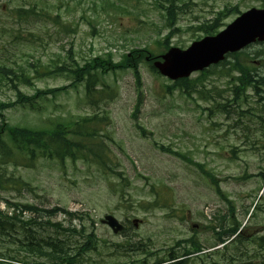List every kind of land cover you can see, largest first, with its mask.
<instances>
[{
	"label": "rangeland",
	"instance_id": "obj_1",
	"mask_svg": "<svg viewBox=\"0 0 264 264\" xmlns=\"http://www.w3.org/2000/svg\"><path fill=\"white\" fill-rule=\"evenodd\" d=\"M167 5V0H0V66L10 70L0 72V102L13 105L0 110L4 120L14 126L50 128L58 120L92 114V104H98L107 117L101 133L123 177L103 174L80 159L61 163L37 157L29 163L2 165L7 179L0 186V210L11 214L13 208L5 205L9 201L18 207L57 206L74 213L60 212L50 223L44 217L17 224L31 233L58 235L70 246L84 242L92 231L96 245L79 264H139L142 258L151 264L166 259L171 248L181 254L190 248V240L203 249L188 256L192 264H256L262 251L257 242L228 244L224 251L219 244L214 248V232L234 223L247 239L264 235V98L258 100L250 90L245 99L232 101L228 78L209 72L192 73L189 78L196 90L185 93L142 59V102L134 120L137 85L132 69L107 73L105 82L114 96L103 94L94 101L85 97L83 86H71L65 71V64L72 62L69 49L79 64L108 53L117 62L135 49L147 48L153 57L169 47L185 49L204 36L200 26L219 13L224 16L219 27L223 29L248 8H262L264 0H174L172 27L166 23ZM14 7L26 10L21 11L24 17L14 16ZM56 15L53 23L49 18ZM242 51L264 54V43L254 42ZM255 61L250 64L258 67ZM226 67L217 68L222 72ZM14 86L27 96L42 92L33 109L17 103ZM63 86L52 95L45 92ZM216 102L227 106L217 107ZM195 163L214 174L224 198ZM255 202L259 208L248 218ZM18 211L25 222L34 216ZM107 213L125 225L123 233H113L101 222ZM52 223L69 230L63 232ZM18 236L23 238L22 230ZM12 247L17 253L23 248ZM230 254L233 262L227 260ZM20 256L34 260L23 250Z\"/></svg>",
	"mask_w": 264,
	"mask_h": 264
},
{
	"label": "trees",
	"instance_id": "obj_2",
	"mask_svg": "<svg viewBox=\"0 0 264 264\" xmlns=\"http://www.w3.org/2000/svg\"><path fill=\"white\" fill-rule=\"evenodd\" d=\"M168 5L164 8L166 11V23L168 27H172L175 24V9L174 0H167ZM159 7H164L158 3ZM14 16L18 18L24 17L21 11H26L23 8H15ZM235 10L236 7L231 8ZM33 11V9H29ZM41 14L43 13L42 10ZM35 12L34 15H36ZM223 13H219L210 22L200 26V29L204 34H214L219 30L221 25V19ZM58 15L53 18H49L53 23H57ZM176 31L172 29L165 37V43L168 38ZM264 53V52H263ZM67 58L70 57L72 61L67 66L65 64V71L69 72L71 78V86L79 87L83 86L84 95L86 98L94 101L99 96L105 94L108 98L114 96V90H112L105 82V76L109 72L115 73L118 69H132L134 77L136 79V100L135 107L132 112V118L137 120L140 105H141V90H140V74L138 70V63L144 59L148 62L149 68L152 71L155 69L152 66L153 54L147 49H135L131 50V54H123L121 59L114 62L110 53L104 55H96L85 60L82 64L76 62L73 57V51L69 49L67 52ZM247 54V55H246ZM240 56L247 57L245 60L240 59ZM146 57H148L146 59ZM258 59L255 61V59ZM260 57V58H259ZM230 58V59H228ZM258 62V67L252 66L251 62ZM67 63V61L65 62ZM228 65L222 72L217 68L218 66ZM10 71L0 66V72ZM206 72L209 74H219L220 76L228 78L227 83L229 85L230 95H232V101L245 99L248 95V91H252L258 100L264 98V54L258 56L255 52L252 56L244 51H240L234 54H228L224 61L218 65L211 66L200 72V76H204ZM172 86L185 93L190 90H196V85L192 84L190 78H181L173 81ZM66 87H55L45 91L48 94H54L59 90H64ZM16 101L17 103H25L31 109L34 108L35 99L42 93L36 91L32 95H25L21 90L14 86ZM199 90L200 97L205 98L201 89ZM263 93V94H262ZM217 107H226L227 104H221L216 102ZM13 106L10 103H1L0 110L6 107ZM94 112L92 114L86 113L81 116L70 117L63 120L56 121L50 128H33V127H20L9 125L4 119V115L0 114V168L2 165L13 164L19 165L22 163H29L34 161L37 157H45L48 159H55L64 163L66 159H80L84 163L94 165L100 169L103 174L108 172L117 175L121 178L122 174L120 170L115 169L114 166L118 163L116 156L110 155L111 148L107 145V140L101 133V127L106 123V115L99 111L98 104H92ZM104 109V108H102ZM137 124V123H136ZM138 126V124H137ZM112 140V139H108ZM180 155L179 153H176ZM190 163V161H189ZM197 170L206 177L215 192L224 198V194L217 183V179L208 169L202 164L195 163ZM264 176V174H262ZM7 177L0 171V186L2 181ZM128 180L126 181V183ZM153 203H157L155 200ZM255 202L252 207V211L249 217L254 215V212L259 208ZM7 208H13L12 213L8 214L0 210V264L2 262L11 261L19 264H79L81 256L86 253L89 249H92L96 245V239L93 236V232H87L85 234V241L78 244L77 246H70L65 238L58 235L43 236L31 233L30 228L19 226L17 223L33 224L37 221L42 220L44 217L47 223H50V218L57 215L60 212L66 213L67 215H74L72 212H68L61 207L52 208H39L33 204H25L20 207L16 204H12L9 201H5ZM19 210V211H18ZM29 211L33 214V218L22 221L16 212ZM40 225V223H38ZM54 227H58L63 232L68 231V228H63L61 224L52 223ZM214 229V228H213ZM22 230L23 238L18 236ZM215 230V229H214ZM82 231V230H81ZM215 239L217 244H223L224 251L227 249L228 244L232 247L243 245V243H254L257 242L258 248H261L260 261L256 264H264V235L256 236L253 241V237L247 239L244 237V232L237 225L233 223L230 227H223L219 232L215 231ZM83 235V232H81ZM228 241L229 243L227 244ZM190 248H183L181 254H177L174 248H171V252L168 254L166 259L156 260L151 264H160L163 262H169L171 264H192L189 255L200 254L203 249L199 242L190 240ZM12 245H21L22 250L25 253H30L34 260H27L25 256H20L16 248L11 250ZM229 247V246H228ZM13 248V247H12ZM19 248V247H18ZM219 249V248H218ZM225 255V254H223ZM235 258L230 254L227 257L228 261L233 262ZM216 260L212 264H220ZM139 264H149L147 259L142 258ZM249 264V263H241Z\"/></svg>",
	"mask_w": 264,
	"mask_h": 264
},
{
	"label": "water",
	"instance_id": "obj_3",
	"mask_svg": "<svg viewBox=\"0 0 264 264\" xmlns=\"http://www.w3.org/2000/svg\"><path fill=\"white\" fill-rule=\"evenodd\" d=\"M264 42V8H250L238 15L215 35L194 41L186 49L170 47L153 62L160 74L171 80L188 77L224 59L228 52H236L254 41ZM114 233L123 225L112 214L101 219ZM134 225L137 221L134 220Z\"/></svg>",
	"mask_w": 264,
	"mask_h": 264
},
{
	"label": "bare ground",
	"instance_id": "obj_4",
	"mask_svg": "<svg viewBox=\"0 0 264 264\" xmlns=\"http://www.w3.org/2000/svg\"><path fill=\"white\" fill-rule=\"evenodd\" d=\"M229 242H227V244H228Z\"/></svg>",
	"mask_w": 264,
	"mask_h": 264
}]
</instances>
